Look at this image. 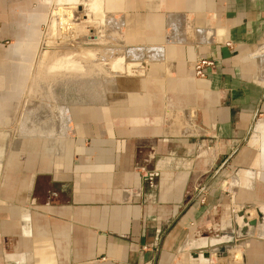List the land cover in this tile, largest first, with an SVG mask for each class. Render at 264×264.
<instances>
[{"label":"crops","instance_id":"1","mask_svg":"<svg viewBox=\"0 0 264 264\" xmlns=\"http://www.w3.org/2000/svg\"><path fill=\"white\" fill-rule=\"evenodd\" d=\"M121 2L122 74L86 80L64 136L20 137L41 11L0 0V264H205L247 206L261 224L208 264H264V0Z\"/></svg>","mask_w":264,"mask_h":264},{"label":"rangeland","instance_id":"2","mask_svg":"<svg viewBox=\"0 0 264 264\" xmlns=\"http://www.w3.org/2000/svg\"><path fill=\"white\" fill-rule=\"evenodd\" d=\"M60 1H65V3H61ZM78 1L79 2L74 1L73 3L69 0H35L34 7L38 8L39 11H41L40 17L36 18V20L38 19L37 24H36L38 26L37 28L38 33H35L37 36L35 35L36 39L34 40L35 41V44L33 45L34 47L33 46L31 47L32 55L29 58L27 57V59H29L28 61H26L27 65H24L22 67L20 66V70L18 69L19 73L25 74L24 78L28 77V81L26 80L21 81V79L20 80L16 79V81L12 82L13 86H11L13 87L14 90L17 91V92L15 91L14 97L19 96L20 92H22L23 90L28 91L27 93L28 97H22L21 99H18V101L20 102L19 106H23L22 107L23 109L21 108L20 111L15 115L17 118L16 122L18 123L17 129L15 130V133H14L16 134L15 136L23 137L21 135H18L20 132L18 131V129L21 126L20 122L22 121L23 115H25L26 114L25 112L28 111L27 107L25 108V106H28L27 104L36 103V105L40 106L41 104L40 107H43L40 110V107L37 106L38 109L37 108L36 109L38 111L32 110L34 108H31V111H34L35 113L32 112L31 114H28V115H31V119L33 117L35 118V119L33 118L32 120H30V122L32 121V124H33L39 121L38 122L39 129H42L45 127V126L43 127L42 125H40L41 123H44L43 122L44 120L42 118L44 119L46 118V121L49 120L50 122L51 120L52 121L56 120L57 116L58 117L60 116L59 114L57 115L56 109L50 110L51 108L50 106H54L62 110V109H68V106L70 104H74L78 100L82 99L83 101L85 98V96H83L84 95L83 91L87 87V85L85 84L87 79H89V81H92L94 83L95 85L94 89L95 88L101 89L102 84L99 82H94V81L96 80L101 81L102 76H104L103 74L104 72H106L107 68H109L111 71H114V73L110 77H112L113 79L117 78L116 76L118 73L112 67L111 61L113 62L120 61L121 63L120 71L122 72V69H123L122 68L123 67V57L122 56H125L124 58L127 59L128 55L133 54L132 50L119 51L116 48L106 49L108 47L107 46L108 44L112 43L113 45L114 42H108L109 40H107L106 38L107 36L106 32H103V31H106L105 27L103 28V26H105L103 25V23L107 15L118 12L117 4H115L116 0H108V1L104 0L103 1L104 8L103 7H102L103 9L99 8L95 10L92 14L89 13L90 14V15L88 14L89 16L86 13H84L83 15L84 17H83L81 14L82 19L80 18V20L82 21L86 20V18H90V20L92 18L93 19L99 18V19H94V20H99V21H94V20L90 21L89 19H87L86 21L88 22L84 23L83 25L79 26L80 24H78L79 26L78 30H76L75 34L74 33L71 34L72 37L70 38L67 37V35H65L66 33H64V31L60 27V22H61L60 17L62 16V12L60 13L57 10L63 9V8H70V7H76L75 10H78L79 7L82 9L83 8L82 5L84 4L81 2H84V1L83 0H78ZM69 3H71V5ZM73 4L74 6H72ZM78 11H81V10H78ZM63 15H65V13H63ZM100 15L102 16V19L99 17ZM115 18L117 19V17ZM71 20L73 21L72 18ZM78 20L79 19H76V22H80ZM61 36H63V38ZM86 37L88 38L86 39ZM116 39L118 42L115 41V44H118L122 40V34H120V37ZM51 49H57V50L59 49L58 50V52H60L59 55L54 56V57H50V55H46L48 54L49 51H51ZM111 49L116 50V56L114 58H110L109 61L102 60L100 57H104V55L109 53ZM118 55L120 56L119 59L117 58ZM77 63L79 64L77 65ZM65 64L66 65L70 64L73 66L69 67V66H66ZM136 67L141 68L140 66H136ZM14 73H16V71ZM59 75H61L62 77L59 78ZM105 79H106V76H105ZM6 88L7 86L5 87V89ZM54 89L55 91H57V94H58L56 98L53 93ZM79 91H82L83 93ZM77 93H80L82 96L75 97ZM41 102L43 103V105ZM3 104L4 103L1 102V105ZM7 106L8 105L5 104L6 108ZM53 110H55V112ZM0 114H3L2 109H0ZM32 115L34 116L32 117ZM38 118L40 119L38 120ZM5 123H7L6 120H5ZM25 136L28 137V135H25ZM59 136L60 135H56L55 137H59ZM5 137L8 138V131L0 129V148L1 147L4 148L5 146V143H6L5 141L7 139ZM238 255H236L237 258L235 257L233 263H237L239 261Z\"/></svg>","mask_w":264,"mask_h":264},{"label":"bare ground","instance_id":"3","mask_svg":"<svg viewBox=\"0 0 264 264\" xmlns=\"http://www.w3.org/2000/svg\"><path fill=\"white\" fill-rule=\"evenodd\" d=\"M69 1H71V2H73L74 3V1L75 2H79L78 0H69ZM84 2H81V3H83L84 5H82V9H81V11H78V10H75L76 9V7H70V8H63V9H59V10H57L58 12H62V16L60 17V19H61V22H60V27H61V29L64 31V33H66L65 35H67V37H72V33H74L75 34V32H76V30H78V27L79 26H81V25H83L84 23H86V22H88V21H86L87 19H89L90 20V18H86V16H85V18H86V20H84V21H82V20H80V18L84 15V13H86L87 15L90 13V14H92L95 10H97V9H99V8H102L103 7V5H104V0H83ZM108 1V0H107ZM106 3V2H105ZM70 5H71V3H69ZM78 4V3H77ZM80 4V3H79ZM115 4H117V8H118V11H121V9H122V2H121V0H116L115 1ZM72 6H74V4L72 5ZM77 6V5H76ZM106 6V5H105ZM104 8V7H103ZM102 8V9H103ZM107 8V7H106ZM105 10V9H104ZM103 10V11H104ZM67 12V13H66ZM63 13H65V15H63ZM112 13V12H111ZM81 14H82V16H81ZM89 14V15H90ZM88 15V16H89ZM59 16V15H58ZM106 16V15H105ZM79 17V18H78ZM84 17V16H83ZM101 19H102V16L100 15L99 16ZM115 17H117L116 15H115ZM119 17V16H118ZM71 18L73 19V21L71 20ZM58 19H59V17H58ZM57 19V20H58ZM76 19H79L78 21H80V22H76ZM82 19V18H81ZM105 19V18H104ZM103 19V20H104ZM120 19V18H119ZM91 21V20H90ZM78 24H80L79 26H78ZM103 25H105V26H103V28L105 27V30L106 31H103V32H106V38H107V40H109L108 42H114L113 44H115V41L116 42H118L117 41V39L116 38H118L119 37V35H120V32H119V30H120V28L122 27V22L121 21H119V20H117L116 18H114V15L113 14H110V15H107L106 16V19H105V21H104V23H103ZM53 27V26H52ZM58 28H59V26H58ZM97 29V28H96ZM69 33H70V35H69ZM61 34H62V32H61ZM69 35V36H68ZM104 35V34H103ZM118 36V37H117ZM62 38H63V36H61ZM88 37H86V39H87ZM90 39V38H89ZM104 39V38H103ZM116 39V40H115ZM106 40V41H107ZM101 41V40H100ZM103 42V41H102ZM90 43V42H89ZM49 47V46H48ZM47 47V48H48ZM59 50V49H58ZM58 50L57 49H51V51H49L48 52V54H46V55H50V57H54V56H58L59 55V53L60 52H58ZM128 51V50H127ZM31 52L32 51H29V53L31 54ZM104 54V53H103ZM127 55V54H126ZM116 56V50L115 49H111L110 51H109V53H107L106 55H104V57H100L102 60H110V58H114ZM28 58L30 57V55H28L27 56ZM116 59V58H115ZM112 63V67L115 69V71L117 72V73H121V63H120V61H111ZM153 62V61H152ZM69 63V62H68ZM75 63V62H74ZM80 63V62H79ZM79 63H77V65L79 64ZM70 64H72V63H70ZM66 65V66H73V65ZM89 65V64H88ZM162 64H160V66H161ZM80 66V65H79ZM150 69V68H149ZM138 70V69H137ZM140 72H142V71H140ZM139 72V73H140ZM122 74V73H121ZM28 75V74H27ZM118 75V74H117ZM122 76V75H121ZM134 76V75H133ZM53 77H55V76H53ZM56 77H58V76H56ZM60 77H62L61 75H59V78ZM123 77V76H122ZM121 78V77H120ZM122 79V78H121ZM117 82V81H116ZM108 88H110L109 86H108ZM109 90V89H108ZM34 94V93H33ZM113 96V95H112ZM114 97V96H113ZM109 100H111V99H109ZM42 103V102H41ZM28 106H25V108L27 107V109H28V111L27 112H25L26 114L25 115H23V118H22V121H21V126L19 127V129H18V131H20L19 132V134L18 135H21V136H25V135H28V136H36V135H38V136H56V135H60V136H64L66 133H67V131L69 130V125H70V121L68 122V119H67V115H68V109H62V110H60V108H56V107H54V106H50L51 108H50V110H52V109H56V113H57V115L59 114L60 116V119H59V117L57 116V119L56 120H51L50 122H49V120H47L46 121V118L44 119V118H42L44 121V123H41L40 125H42L44 128H42V129H39V126L37 125L38 124V122L39 121H37L36 123H34V124H32V121L30 122V120H32L34 117V115H32V119H31V115H28V114H31L32 112H34V111H31V108H34V109H32V110H36V111H38L37 109H38V107H40L41 106V104H40V106H38V105H36V103L35 104H27ZM34 105H36V106H34ZM42 105H43V103H42ZM38 106V107H37ZM46 106V105H45ZM37 108V109H36ZM41 108H43V107H40V110H41ZM45 109H47V108H45ZM49 110V111H50ZM48 111V112H49ZM54 112H55V110H53ZM53 112V113H54ZM35 113V112H34ZM52 113V114H53ZM40 116V115H39ZM37 117V116H36ZM44 117H46V116H44ZM54 118V117H53ZM35 119V118H34ZM40 118H38V120H39ZM70 119V118H69ZM37 120V119H36ZM6 121L7 122H9V117H8V119H6ZM46 121V122H45ZM5 122V121H4ZM69 123V124H68ZM47 124V125H46ZM38 126V127H37ZM48 126H49V128H48ZM5 138H7V137H5ZM7 140V139H6ZM4 142V141H3ZM6 142V141H5ZM257 225H260V224H257ZM236 258H237V256H236ZM239 258V257H238ZM202 260V259H201ZM239 260V259H238ZM204 260H202V262H203Z\"/></svg>","mask_w":264,"mask_h":264},{"label":"water","instance_id":"4","mask_svg":"<svg viewBox=\"0 0 264 264\" xmlns=\"http://www.w3.org/2000/svg\"><path fill=\"white\" fill-rule=\"evenodd\" d=\"M61 3H65V1H60ZM78 10H81L79 7ZM94 19H99V18H94ZM93 18L91 20H94ZM94 21H99V20H94ZM143 68V66H140ZM132 66L128 65L126 66V75L131 76V75H136L138 74L137 72H132L130 69ZM252 206H247L243 207L240 211H237L234 213L233 218H232V229H233V234L230 235L228 234L227 236V241L222 243L224 247H221L220 244H216L215 242H212L210 245L204 244L200 246L199 248L195 249L196 252H198L196 255H193L195 258L198 256V258L204 260L203 263L208 264L209 259L211 255L213 254L216 259L221 258V257H226V251L231 249V246L234 245V247H237L238 249H244L243 244L245 240L249 238V236L252 234L253 229L256 227L257 224H261L262 222V217L261 215L257 212V220L255 221H246L244 218V213L250 209H252ZM215 247H218L217 251H213Z\"/></svg>","mask_w":264,"mask_h":264},{"label":"built area","instance_id":"5","mask_svg":"<svg viewBox=\"0 0 264 264\" xmlns=\"http://www.w3.org/2000/svg\"><path fill=\"white\" fill-rule=\"evenodd\" d=\"M211 63L209 61L203 60V59H198L195 64H194V72L195 76L197 78H203L204 77V72L203 70L210 67ZM201 202L203 200H200Z\"/></svg>","mask_w":264,"mask_h":264}]
</instances>
